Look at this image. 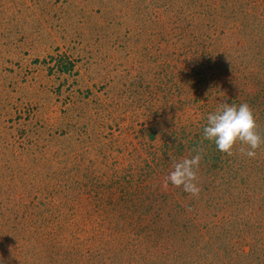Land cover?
<instances>
[{
	"label": "rangeland",
	"instance_id": "rangeland-1",
	"mask_svg": "<svg viewBox=\"0 0 264 264\" xmlns=\"http://www.w3.org/2000/svg\"><path fill=\"white\" fill-rule=\"evenodd\" d=\"M163 4L0 0V250L21 247L13 264H49L39 258L52 231L46 209L53 223L65 215L58 222L65 225L74 223L71 213H84L75 225L87 221V228L139 203L158 215L162 191L138 183L153 153L164 155V136L153 141L150 131L190 128L223 102L264 110L260 86L233 82L226 67L218 75L214 53H200V40L184 27L200 17L176 22ZM203 79L212 87L198 99L192 92ZM238 210L236 217L250 212ZM95 211L99 217H90ZM206 211L203 227L223 222L220 210Z\"/></svg>",
	"mask_w": 264,
	"mask_h": 264
},
{
	"label": "trees",
	"instance_id": "trees-1",
	"mask_svg": "<svg viewBox=\"0 0 264 264\" xmlns=\"http://www.w3.org/2000/svg\"><path fill=\"white\" fill-rule=\"evenodd\" d=\"M162 1L173 12L171 18L176 22H185L194 15L200 17L185 22L184 27H192V37L200 40V53L209 57L214 53L211 59L217 60L212 68L218 75L221 67H226L224 71L232 75L233 82H244L243 86L251 83L264 90V0ZM185 83L189 89L192 87L188 81ZM198 85L192 95L200 99L212 85L204 79ZM253 116L256 131L264 140V110L259 114L253 112ZM194 122L188 124L190 128L171 129L168 136L158 129L150 131L153 141L159 134L164 136L163 151L159 149L164 155L153 153L148 170L139 173L138 183L144 189V183L153 182L152 187L162 191L163 208L157 210L158 215L150 217V209L139 208V203L138 208L125 210L118 217L105 215L106 226L87 228V221L80 224L83 226L75 225L84 220V213H71L74 223L65 225L58 223L65 215L57 214L53 223L46 209L43 216L52 223V231L40 241L41 262L46 258L49 264H264V143L252 158L239 151V143L232 155H227L217 151L214 143L203 140L204 122L198 120L193 125ZM197 152L202 157L197 169L198 197L171 185L162 188L172 163ZM182 198L187 202L185 209L181 206ZM173 203L175 210L169 207ZM242 207L250 212L245 216L233 215ZM215 209L225 214L223 222L203 227L200 222L208 214L206 210ZM94 214L96 211L89 216ZM61 232L66 238L70 236L65 244L58 240ZM15 248L7 255L0 250L3 264H13L20 257L21 247Z\"/></svg>",
	"mask_w": 264,
	"mask_h": 264
},
{
	"label": "clouds",
	"instance_id": "clouds-1",
	"mask_svg": "<svg viewBox=\"0 0 264 264\" xmlns=\"http://www.w3.org/2000/svg\"><path fill=\"white\" fill-rule=\"evenodd\" d=\"M256 127L255 118L247 103L236 105L223 102L219 108L205 115L202 138L214 143L217 151L227 155H232L234 146L239 143V151L252 158L264 143ZM201 158V154L197 152L174 161L164 179V186L171 185L193 198L198 197L200 187L197 182V169ZM0 264H3L2 260Z\"/></svg>",
	"mask_w": 264,
	"mask_h": 264
}]
</instances>
